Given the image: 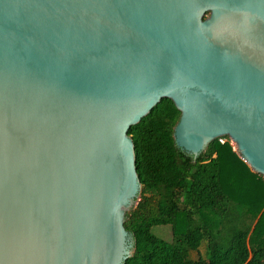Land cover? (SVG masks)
<instances>
[{"label":"water","instance_id":"1","mask_svg":"<svg viewBox=\"0 0 264 264\" xmlns=\"http://www.w3.org/2000/svg\"><path fill=\"white\" fill-rule=\"evenodd\" d=\"M195 159L264 176V0H0V264H124L129 128L162 99Z\"/></svg>","mask_w":264,"mask_h":264},{"label":"trees","instance_id":"2","mask_svg":"<svg viewBox=\"0 0 264 264\" xmlns=\"http://www.w3.org/2000/svg\"><path fill=\"white\" fill-rule=\"evenodd\" d=\"M179 117L162 98L128 130L141 192L125 214L135 252L124 264H264V176L228 137L195 159L180 150L173 137ZM156 225H169V240L153 232Z\"/></svg>","mask_w":264,"mask_h":264},{"label":"rangeland","instance_id":"3","mask_svg":"<svg viewBox=\"0 0 264 264\" xmlns=\"http://www.w3.org/2000/svg\"><path fill=\"white\" fill-rule=\"evenodd\" d=\"M134 204H136V202ZM152 230L157 235L159 233L161 235L160 237L169 240L168 239V238H170V227H169V225H156L152 228ZM199 254H201L202 256H206L205 243L204 242L202 243V245L199 248ZM192 256L197 257L198 253L194 251V252H192Z\"/></svg>","mask_w":264,"mask_h":264},{"label":"built area","instance_id":"4","mask_svg":"<svg viewBox=\"0 0 264 264\" xmlns=\"http://www.w3.org/2000/svg\"><path fill=\"white\" fill-rule=\"evenodd\" d=\"M227 136H222V137H218L217 138V140L220 142V143H224L226 140H227V138H226ZM229 138V137H228ZM229 140H230V138H229ZM230 142L232 143V141L230 140ZM233 144V143H232ZM234 145V144H233Z\"/></svg>","mask_w":264,"mask_h":264}]
</instances>
